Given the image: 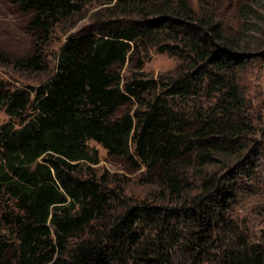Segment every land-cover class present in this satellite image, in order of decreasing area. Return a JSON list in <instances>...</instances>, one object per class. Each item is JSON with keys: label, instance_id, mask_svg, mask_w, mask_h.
<instances>
[{"label": "trees", "instance_id": "16d2710c", "mask_svg": "<svg viewBox=\"0 0 264 264\" xmlns=\"http://www.w3.org/2000/svg\"><path fill=\"white\" fill-rule=\"evenodd\" d=\"M9 1L32 16L30 30L44 34L84 2L115 3L141 19L97 21L94 30L69 37L53 74L31 91L0 82V109L9 118L0 124V201L15 212L4 217L15 242L0 236V264H10L3 254L11 246L17 264H264V229L257 236L258 221L236 213L263 150L240 136L232 115L242 106L232 72L250 55L245 37L229 34L224 1L198 10L189 0ZM146 42L179 57L180 69L123 82L122 68ZM36 61L14 66L27 70ZM204 88L219 92L222 116L200 119L194 129L185 106ZM90 142L144 169L176 198L112 214L121 202L80 169L99 163ZM189 162L201 172L200 187L186 198L178 170Z\"/></svg>", "mask_w": 264, "mask_h": 264}, {"label": "rangeland", "instance_id": "374dc122", "mask_svg": "<svg viewBox=\"0 0 264 264\" xmlns=\"http://www.w3.org/2000/svg\"><path fill=\"white\" fill-rule=\"evenodd\" d=\"M159 1L154 0L156 3ZM189 1L192 7L198 10L207 7L208 0ZM223 1L222 11L229 20V34H242L245 37L242 45L247 48L250 55L244 68L234 69L232 72L233 81L238 84L242 96V106L232 115H234V121L242 125L240 136L252 144L257 140L263 150L258 160L255 177L250 182L244 181L248 189L243 188L236 206V213L244 217L246 212H249L248 217L258 221L256 233L259 236L260 231L264 229V0ZM114 5L115 3L103 5L84 2L80 12L61 20L48 34H44L38 30L29 29L32 16L22 13L9 0H0V82L11 91L23 88L31 91L53 74L60 49L69 37L86 30H94L97 21L112 19L128 25L141 19L138 12L122 14L115 10ZM138 6L141 7V5ZM146 7L149 9L150 5ZM159 38L162 39L163 36ZM257 49L260 50L255 54L254 50ZM34 55H37L36 66L27 70L15 68L17 60L31 58ZM181 63L179 57L159 53L155 47L146 42L133 57V62L127 63L122 68L123 82L134 74L146 78L175 74L180 69ZM202 94L203 97L190 99L185 106L190 125L194 129H198L200 119L210 116L219 119L222 116L217 106L220 100L219 92L204 88ZM135 108V106L127 108L122 112L134 111ZM8 120L5 111L0 109V124ZM239 144L231 146V150H235ZM89 145L97 152L99 163L97 165L82 164L80 169L83 176L94 177L111 197L116 196V200L121 202L120 205L114 202L112 214L120 212L127 206L144 202L156 203L163 199H166L168 203L176 198L164 192L144 169L136 170L123 160L109 156L108 151L95 142H90ZM254 147L255 145H252L253 149ZM191 164L192 162H189L178 170L182 180L186 181L187 186L184 192L186 198L196 195L200 187L201 172L195 170L196 164ZM9 214L15 215L13 207L5 201H0V236L2 235L9 245H13L14 232L9 225L7 226L4 219L5 215ZM13 251L14 246H11L3 257L8 259L10 264H17Z\"/></svg>", "mask_w": 264, "mask_h": 264}]
</instances>
